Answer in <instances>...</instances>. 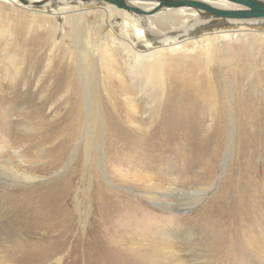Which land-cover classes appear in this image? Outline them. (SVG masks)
I'll list each match as a JSON object with an SVG mask.
<instances>
[{"label": "rangeland", "instance_id": "1", "mask_svg": "<svg viewBox=\"0 0 264 264\" xmlns=\"http://www.w3.org/2000/svg\"><path fill=\"white\" fill-rule=\"evenodd\" d=\"M51 5L50 9L25 8L0 0V61L4 60L0 63V89L8 97L3 109L7 113L5 118L11 121L12 133L6 135L0 131V152L4 155L2 158L7 157L13 162L16 171V177L7 178V172L0 170V264H264V220L246 218L235 226L230 222L222 224L214 218L237 188L252 190L257 201L264 204V148L260 149L259 145L258 166H252L253 175L243 178L242 184L237 182V179L242 180L239 167L233 164L234 159L240 156L239 160L243 162L249 158L247 152L242 156L237 150H246L249 139L242 142L243 145L239 144V139L261 134L255 126L257 118L244 114L243 108L245 105L256 108L259 105L257 96L263 94L257 88L256 75L264 65V23L251 27L225 23L195 31L190 38L198 44L188 45L189 49L194 47L190 50V57L162 59L164 68L159 65L158 69L163 77L157 80L155 87L146 85L143 78L139 80L140 85H136L142 89L140 93L130 82L127 84L129 88L125 93L134 100V110L119 92L110 93L111 98H116L115 101L121 104L123 113L134 115L131 123H126L129 138H126V143L121 142L124 148L114 167L125 169L133 165L136 170L120 174L113 171L99 153L108 139L118 135L119 131L114 132L115 124L108 123L112 119L103 123L101 118L100 106L107 102L103 79L106 73L94 51L98 52V46L110 39L108 33L112 29L120 37L124 34L119 26L107 23L109 16L103 5L66 2ZM114 48L110 52L118 61L120 73L125 75L130 61L121 48ZM104 58L108 60L107 56ZM57 78H63L65 89L63 87L50 103L52 105L37 113L35 118L23 117V113L33 110L35 104L49 94L48 89ZM43 79L47 80L46 84ZM25 80L30 83H24ZM84 80H88V84ZM6 82L9 85H5ZM192 82H209L216 86L215 99L222 115L223 110L229 108L226 104L232 96L235 124L232 129L226 122L218 126L223 134L214 160L194 153L193 149L187 150L186 144L177 148L173 142L174 149L170 152L154 145L155 140L163 135L168 119L179 107L175 105L185 96V88ZM10 84L15 87L11 89ZM87 87L95 96L93 112L96 118L92 123V134L85 135L82 125L85 113L82 111L74 135L62 116L68 113L67 109L74 101L85 103ZM73 91L77 92L78 98L74 97ZM33 93L36 94L34 101L28 103L31 107L25 108L27 105L24 103L30 101L29 96ZM204 103L199 101L196 105L203 107ZM263 105L264 102L260 107ZM177 119L179 124L171 130L175 139L181 138L182 133L190 130L198 120L188 116L178 118V115ZM203 119L208 128L210 119L207 116ZM262 124L264 126V122ZM228 129L233 132L232 150L228 146ZM49 131L56 137L45 141ZM150 136L157 139L151 140ZM14 148L19 149L17 155H14ZM58 150H64L65 155H58ZM139 174L154 178L151 181L153 185L168 183L201 194L190 192L165 199L159 190L148 197L144 193L146 188L135 177ZM56 185L66 187L60 203L62 213L53 218L48 212H35L34 205L38 203L39 195ZM99 190L114 195L124 194L136 203L129 210L115 211L111 217L108 216L105 228L100 218L107 213L103 209L106 203L98 200ZM167 199L172 201L171 205ZM219 222L223 227L217 225ZM255 240L262 250L257 251L259 247L254 249ZM10 247L20 250L11 251ZM24 259L27 262L23 263Z\"/></svg>", "mask_w": 264, "mask_h": 264}, {"label": "bare ground", "instance_id": "2", "mask_svg": "<svg viewBox=\"0 0 264 264\" xmlns=\"http://www.w3.org/2000/svg\"><path fill=\"white\" fill-rule=\"evenodd\" d=\"M8 1L11 4L20 5V6H23L25 8H39V9H50V8H52L51 4H57L58 2L62 3V4L66 2V3H73V4L76 3V4H97V5H103L104 7L107 8L106 13L109 16V18L107 20V23L112 25V26L117 25V26H119L121 28V30H122V32L124 34L123 37L118 36L116 31L112 29L110 31V33H108V37L110 39L109 40H105L104 43H102L101 46H98V49H97L98 52L94 51V56H96V57L98 56L101 65L104 67V68L103 67L102 68H103V70L105 69L104 72L106 73V76L104 75L103 79L105 80L104 83L106 85L104 92L106 94L107 102L103 103L100 106V108L102 109L101 110L102 115L101 114L100 115H101L103 123L105 122V120H106V123H107L109 120L112 119L111 120L112 122H108V123L115 124V126L113 127L115 129V130H113L114 132H116V130L119 131L118 135H116V136L110 137L108 135L110 138L108 139V142H107L106 146H104L103 151L99 152V153L101 154L103 159H105L106 164L110 165V168L113 171L116 170V172H118L120 174H122V172L126 173V172H130V171H135L136 170V167H133V165H132V168L131 167L130 168L126 167L125 169L122 168V166L121 167H119V166L118 167H114L115 166L114 164L117 163L120 160L121 156L119 157V155L122 154L121 150H122V148H124L122 144L126 143L128 141L126 139L128 137V132H127L128 129L125 127L126 123L127 124L131 123V120L133 119L134 115L133 114L130 115V114L123 113L124 109L121 107V104H118L117 101H115L116 98H111V94L110 93L115 94V93L119 92V94L123 97L122 99H124V101L129 105V107L131 109H133L134 108V100L129 95H126V93H125L126 89L129 88V86L127 84L131 83L130 85H132L134 89L137 88L138 89L137 92H139V93L142 91V89L139 86H136V85H140L139 84L140 83V81H139L140 78L145 79L144 82H146L145 83L146 85H151L152 87H155V83L157 82V80L160 79L161 77H163V76H161L162 74L160 75V73L162 71L158 69L159 65H163L162 59L172 58V57H175V56L183 58V59H188L190 57L189 56V53L191 52L190 50L194 49V47L192 49H189V46L191 44L192 45L198 44V41H193L190 38L191 35L195 31H198V30H200L202 28H207V27H211V26H214V25H220V24H225V23L226 24H228V23L229 24H235V26H239V27H242V26L251 27V26H254L255 24H262L260 22L251 21V20H242V21H238L237 20V21H233V20H227V19H221V18H214V17L207 16V14L204 13V11H199V10H196V9H193V8H190V7L163 8V9H160L159 11L155 12V10L158 8L159 4H158V2H152V1L133 0V1H129L127 3L130 7L136 8V9H139V10L143 11L144 14H137V13H134V12H131V11H128V10L117 8L116 6H113V5L104 3V2H97V1L74 2L72 0H26L29 3L28 6L23 5L21 2H19V0H8ZM195 1L203 2V3L207 4V5L213 6L215 8L223 9V10H236V9H241L242 8L241 6L236 5V4H234L232 2H229L227 0H195ZM34 3H44V5H42L40 7H33L32 4H34ZM226 34H224V35H226ZM109 42H112L113 44H109ZM114 47L121 48L126 53L127 59H129V61H130L129 66H127L128 67V70H127L128 72L125 75L120 73L121 69H120L119 65H117L118 61H117L115 55L110 52V51L113 52V50L115 49ZM102 55L107 56L108 60H106L104 58V56L102 57ZM197 58H199V57H197ZM3 62H4V60L0 61V63H3ZM183 63L184 62H182V64ZM119 64H120V61H119ZM163 68H164V65H163ZM82 70H83V68H82ZM240 72H242V71H240ZM232 73H231V76H232ZM128 75L131 76V78ZM165 75H166V73H165ZM243 75L245 76V74H243ZM171 76H172V74H171ZM180 76H182V75H180ZM240 76H239V78H240ZM6 77L7 76H5V79H6ZM256 77H257L256 78L257 88L261 89L260 91H262V93H263L262 96H259V95L257 96L256 101H258L259 105L256 108L252 107L251 105L250 106L252 108H250L249 106L245 105V108H243V112H244V114H249L250 117H256L257 118L258 122H257V125H255V126L258 127V129L257 128L256 129H257V131H261V134L259 135L258 132H257L258 135H256L255 137L251 136L250 138H245V139L242 138V137H244V135H243L242 137H240L242 139H239V144H241L242 142L248 141V139H249V142H248L249 145H247L246 150L243 151V150L238 149V148H237V150L240 151L239 155H242V156H244L245 152H247L248 153L247 155L250 158V159L248 158V160L245 159L246 160L245 162H243L242 159L239 160V158H241V156L238 159H236V160L234 159V163L233 164H237L238 165V167H239L238 169H239V172L241 174V179L242 180L238 181V179H237V182L239 184L244 183L243 178H245L246 176L249 177V176L253 175V173L251 172L252 166H254V165L258 166L256 163H257V160H258L257 159L258 158L257 153H258L259 145H261L260 149L262 147L264 148V132H263V129H264L263 127L264 126L262 124V122H264V107H262V106L260 107L262 102H264V65H263V69L257 72ZM81 79H83V78H81ZM213 80H212V82H213ZM243 80H244V78H243ZM43 81L46 84L47 80L43 79ZM84 81H86V80H84ZM87 81H86V83L88 84ZM229 81H230V84H232L231 79ZM49 82H52V81L50 80ZM235 82H237V81H235ZM7 83L8 82H6L5 85H9ZM11 83H13V81H11ZM19 83H20V81L18 82V84ZM24 83L29 84L30 81L29 80H25ZM38 84H37V86H38ZM10 85L11 86H9V87H11V89L15 87V85H12V84H10ZM64 85L65 84H64L63 78H57L54 81V84H52V86L50 84V86H51L50 89H48L49 86L47 85L48 86L47 89L49 91V94H47L46 97H44V99L39 104H35L36 106L34 107L33 110L26 111V113H23L22 116L26 117V118H35L37 113L44 112L45 109H47L46 107H48L49 105H52L50 103L62 91ZM43 86H44V84H43ZM107 86H108V88H107ZM226 87L227 86H225V88ZM87 88H89V87H87ZM23 89H24V87H23ZM64 89H65V87H64ZM216 90H217L216 86L210 84L209 82H200V83L192 82L190 85H188L185 88V91L183 93V95H185V96H183L182 100H180L179 103L177 102V105H175V106H179V107H177L176 112L174 114H172V117L170 119H168L169 123L167 124V126L165 128H163V135L159 139L152 138V136H150L151 140L157 139V140H155V144L154 145H157L159 147V149H165V150H167V152H170V151H172V149H174V147L178 148L179 145L186 144L188 146L187 150L193 149V152L197 153L200 156L202 155V156H204L206 158H207V156H209L211 160L216 159V156H217L216 150H217V147L220 145L219 138L223 134L222 131L218 130V126H221L222 123L226 122L229 126H231V129H232L233 124H235L234 111H233V108H232V96H231V98L229 97L230 98L229 104H226V106H228L229 108L223 110L224 114L226 115L225 118H224L223 117L224 114L222 115L223 112H220L221 110L220 111L218 110V108H219L218 105L219 104H217L218 102L215 99L216 98V94H217ZM12 91H10V92H12ZM13 92H15V91H13ZM76 93L73 91V95H74L75 98L77 97ZM167 94H169V93H167ZM229 94L232 95V92L229 91ZM35 95L36 94L33 93V94H31V96H29L30 101L24 103L27 106L23 105L25 108L31 107L29 104L33 103ZM150 95H151V93H150ZM63 96H61V97L63 98ZM218 96H219V94H218ZM253 97H254V95H253ZM255 97H256V95H255ZM65 98H67V97H65ZM224 98H226V97H224ZM6 99H8V97L6 95H3L1 93V89H0V131L2 130L3 134H6V135L9 134L10 135V134H12V133H10L11 121H9V119L7 120L5 118L7 113H5V111L3 109L4 105L6 104ZM94 101H95L94 93H93V91H91V88H89V89L85 90V103L84 102L82 103L81 101H76V102L74 101L73 105L68 107V109H67L68 113L63 115L62 118H63L64 121L68 122V124L70 125L69 131H72V134L77 133L76 128L78 126V123L81 121L80 117H81V114H82V111H83V113H85V117L83 118V124L82 125H84L85 135H87V136L90 135L91 136L92 129H93L92 123L94 122V120L96 118L94 116V112H93L94 105H95ZM199 101H203V103L205 102L204 106L202 105L203 107H197L196 103L198 104ZM53 104H55V103H53ZM127 104H125V105H127ZM253 105L255 106V103ZM170 109H171V107H170ZM24 110H26V109H24ZM24 114H25V116H24ZM177 115H178V118L180 116L182 118H185V116H188V117H196V118H198V120L194 124V126H192V128L190 130H187V131L185 130L184 133H182L181 138L175 139L171 135V130H173L172 128L178 123ZM205 116H207L210 119V122H211L210 125L206 124L208 128L205 127V120L203 119V117L205 118ZM243 122H244V120H243ZM53 123H52V125H53ZM185 127H186V125H185ZM49 128H51V127H49ZM55 128H59V126L58 127L55 126ZM184 129H186V128H184ZM209 129H211V131H207ZM246 130H248V129H246ZM179 131H181V129ZM243 131H241V132H243ZM182 132H183V130H182ZM249 134H251V132ZM1 136H3V135H1ZM232 136H233V132L231 130H229L227 139H228V146L231 148V150H232V145H233L232 142H231L232 141ZM55 137H56V135L54 134V132L49 131V133H47V136L45 137V141H52L53 139H55ZM80 139H81V137H80ZM4 140L7 142L6 139H4ZM65 141L66 140L61 141L62 145L65 143ZM121 142H123V143H121ZM173 142H175L174 147H172ZM152 143H153V141H152ZM9 144H11V143L9 142ZM234 144H235V142H234ZM3 145H4V143H3ZM241 145H243V144H241ZM142 147H143V145H142ZM7 148L9 149V147H7ZM210 149H212V150L210 151ZM86 150H88V149H86ZM149 150H151V149H149ZM233 151H234V148H233ZM14 152H15L14 155H17L18 152H19V149L18 148L17 149L14 148ZM57 152L59 153L58 155H65V153H64L65 151L64 150H62V151L58 150ZM2 157H4V155L1 154V152H0V160H1L0 170L1 169L4 170L5 173L7 172L6 177L7 178H11L12 175H14V173L16 172V171H14V168H13V162L11 160H9V159H6L7 157L6 158H2ZM186 157L187 156H185V158ZM57 161H58L57 163H60L59 162L60 160H57ZM60 166H62V165H60ZM114 168H116V169H114ZM140 168H142V167H140ZM262 169H264V168H262ZM105 170H107V169L105 168ZM231 171H232V169H231ZM229 173H228V175H229ZM230 174H232V173H230ZM135 177L137 178V182L141 183L142 184L141 186L146 188V191L144 193L146 195H148V197H151L149 195H151L154 192L159 191V190L163 192V194H160V195L162 196V198H165V199L169 198L171 195H176V196L179 197V196H183L184 194L190 193V192L193 193V194H201V192H198L196 190H192V189H187L186 190V188L181 189V188H179L177 186H173V184H168V183H163V185H156V183H155L153 185L151 183V181L154 180V178L150 177V175L146 176V177H142L139 174V175H136ZM148 181H149V183L147 184ZM91 182H92V180H91ZM123 185H124V183H123ZM65 188L66 187H63V186L59 187V186L56 185V186L48 189V191L46 193H42V195H39V198H38L39 200L37 199L38 203L35 204L36 206L34 205V209L36 210L35 212L45 211V213L48 212V214L51 215L52 217L56 216V215H60L62 213V210H63V206L60 203H61V201H62V199L64 197L63 193L66 191ZM235 191H234V194H231V197H229V198L226 197L227 198V202L225 203L226 205L224 207H222V210L219 211V213H217L218 216H214V218L216 217V219H218L222 224L230 222L231 224H234L235 226L238 225L241 222H244V220L246 218H250L251 220H253V219L256 220L257 219V221H258V219L264 220V204H261V203H259L257 201V196L252 195L253 194V192H251L252 190L243 191V189L237 188V189H235ZM97 192H98V200L101 201V202H105L106 203V205L103 206V209L107 213H105V215H102L101 218H100V220L103 222V226L105 228L108 226V221L107 220H109V217H111V215L115 211L124 212L126 210L131 209L133 207V205L136 203V201L130 200L129 197H127L126 195L121 194V193L114 195V194H111V193H108V192L106 193L104 190H102V191L99 190ZM228 192H229V190H228ZM60 193L62 194L61 196L59 195ZM94 196H96V195H94ZM114 196H116V200H113ZM109 200H113V201H109ZM166 201L169 202L168 204H170V205L172 204L171 200L167 199ZM108 202H111V203H108ZM125 203L127 205H124ZM17 204H20V203H17ZM19 209L21 210V208H19ZM117 215H118L119 218L121 217L120 213L117 214ZM71 218H69V219H71ZM49 219H52V218L49 217ZM220 222L217 225H221L223 227V225ZM61 235H64V234H61ZM90 242H92V241H90ZM253 247H254V249H257L259 247V249H257V251L258 250H262V248L259 246V243L257 244L256 240H255V242L253 241ZM6 249H8V248H6ZM19 250H20V248H18L17 250L11 248V251H15V252H17ZM15 252H13V253H15ZM22 262L24 263V262H27V261L24 259Z\"/></svg>", "mask_w": 264, "mask_h": 264}, {"label": "water", "instance_id": "3", "mask_svg": "<svg viewBox=\"0 0 264 264\" xmlns=\"http://www.w3.org/2000/svg\"><path fill=\"white\" fill-rule=\"evenodd\" d=\"M74 2H88L97 1L104 2L117 8L128 10L137 14H144L143 11L130 7L127 3L133 0H72ZM139 1H152L158 2V8L155 12L163 8H179V7H190L199 11H204L207 16L214 18H221L233 21L251 20L260 23H264V0H227L236 5L241 6V9L236 10H223L207 5L203 2L195 0H139ZM23 5L28 6L26 0H19ZM44 3H34L33 7H40ZM154 12V13H155Z\"/></svg>", "mask_w": 264, "mask_h": 264}]
</instances>
